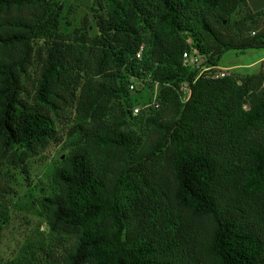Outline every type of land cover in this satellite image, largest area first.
Returning <instances> with one entry per match:
<instances>
[{
	"label": "trees",
	"instance_id": "obj_1",
	"mask_svg": "<svg viewBox=\"0 0 264 264\" xmlns=\"http://www.w3.org/2000/svg\"><path fill=\"white\" fill-rule=\"evenodd\" d=\"M56 1L0 0V163L55 141L53 118L73 108L81 142L40 202L49 230L75 239L60 264H264V89L183 65L184 53L217 68L227 51L264 49V30L238 41L221 31H255L264 13L243 0H113L96 17L90 71L55 37ZM138 105L149 107L134 117ZM134 121L144 139L127 130Z\"/></svg>",
	"mask_w": 264,
	"mask_h": 264
},
{
	"label": "rangeland",
	"instance_id": "obj_2",
	"mask_svg": "<svg viewBox=\"0 0 264 264\" xmlns=\"http://www.w3.org/2000/svg\"><path fill=\"white\" fill-rule=\"evenodd\" d=\"M113 0H57L62 6L59 27L55 37L70 44L79 52L86 69L97 68L96 59L101 51L102 42L96 26L100 6L104 7ZM128 1V0H118ZM240 12L235 13L231 22L238 21ZM255 31L248 26L239 29H221L227 40L253 36L264 30V25H256ZM251 27H255L252 25ZM264 49L225 52L218 69L225 70L226 76L232 75L238 82L251 79L252 87L264 89ZM203 61H207L202 57ZM39 68L35 64L28 72L26 90L32 95L35 90ZM138 87V86H137ZM139 88V87H138ZM132 95L138 99L141 93ZM58 138L49 141L39 152L22 165L10 161L0 163V264H60L63 250L74 242L73 236L51 232L45 212L40 202L45 197L57 194L58 189L52 182V173L62 164L64 157L81 142V135L72 131L78 124L75 111L70 106L63 108L54 117ZM127 130L136 133L141 139L146 137L143 124L130 123Z\"/></svg>",
	"mask_w": 264,
	"mask_h": 264
},
{
	"label": "built area",
	"instance_id": "obj_3",
	"mask_svg": "<svg viewBox=\"0 0 264 264\" xmlns=\"http://www.w3.org/2000/svg\"><path fill=\"white\" fill-rule=\"evenodd\" d=\"M142 50H143V46H141L139 51H137V53L135 55L136 59H139V60L141 59ZM183 65L185 67L197 68V69H199L200 73H206V72L211 73L213 71L211 76L214 78H223L226 76L225 70H223V69H218V68L208 67V66L203 65L201 60H200V57H198L196 54L184 53L183 54ZM157 86H158V84H155V93H154V97H153L154 100L151 104L152 106H154V108H158V106H159V104L155 100L156 87ZM129 89H130V91H133L134 90V84H131ZM178 91H179L178 93L181 95H189L190 94L189 85L187 83L180 84ZM185 100H187V99L184 98V101ZM148 107H149V105L135 106L132 109V116H134V117L138 116L143 110L147 109Z\"/></svg>",
	"mask_w": 264,
	"mask_h": 264
},
{
	"label": "crops",
	"instance_id": "obj_4",
	"mask_svg": "<svg viewBox=\"0 0 264 264\" xmlns=\"http://www.w3.org/2000/svg\"><path fill=\"white\" fill-rule=\"evenodd\" d=\"M246 7L252 13H264V0H243ZM259 62L264 61V57L258 60Z\"/></svg>",
	"mask_w": 264,
	"mask_h": 264
}]
</instances>
